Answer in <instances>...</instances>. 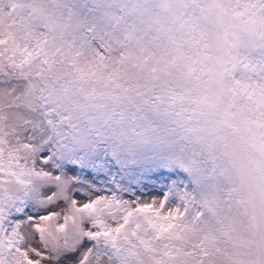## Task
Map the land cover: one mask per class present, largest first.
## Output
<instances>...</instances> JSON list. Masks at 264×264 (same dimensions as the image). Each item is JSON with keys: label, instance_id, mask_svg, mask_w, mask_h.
<instances>
[{"label": "snow or ice", "instance_id": "1", "mask_svg": "<svg viewBox=\"0 0 264 264\" xmlns=\"http://www.w3.org/2000/svg\"><path fill=\"white\" fill-rule=\"evenodd\" d=\"M0 264H264V0H0Z\"/></svg>", "mask_w": 264, "mask_h": 264}]
</instances>
